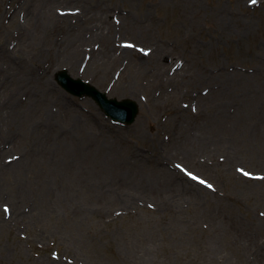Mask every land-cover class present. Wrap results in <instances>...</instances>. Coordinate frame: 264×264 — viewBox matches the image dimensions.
Returning a JSON list of instances; mask_svg holds the SVG:
<instances>
[{"label":"rangeland","instance_id":"1","mask_svg":"<svg viewBox=\"0 0 264 264\" xmlns=\"http://www.w3.org/2000/svg\"><path fill=\"white\" fill-rule=\"evenodd\" d=\"M32 1L25 10V0H0L9 62L33 60L40 75L19 81L0 62V167L20 161L19 176L98 193L50 203L0 171V264H264V0ZM73 40L77 60L52 63ZM63 68L138 102L135 120L115 123L63 90L54 80ZM25 118L42 125L22 129ZM209 137L225 141L213 152L184 145ZM133 166L170 171L160 184L170 188L141 180L121 193Z\"/></svg>","mask_w":264,"mask_h":264},{"label":"bare ground","instance_id":"2","mask_svg":"<svg viewBox=\"0 0 264 264\" xmlns=\"http://www.w3.org/2000/svg\"><path fill=\"white\" fill-rule=\"evenodd\" d=\"M44 1L45 0H37V2H39V4H43ZM32 2H33L32 0H25V2L23 4V8L25 9V6L29 3V7H26V9H25V10H28L31 7V5L33 4ZM110 27H111L110 23H107V22L103 23L102 20H101V22L98 25V29H110ZM78 37L79 36H76V39ZM74 42L75 41L73 40L71 42V45L68 46L65 49V51L63 50L62 53L57 58L52 59V63H54L56 60L65 61V59H71V62H72V60H77V56H79V52L77 51V46L75 47L73 45ZM112 49H113V47H111L110 45L106 46L104 48L103 52H99L95 56V59H94V61L92 63L100 61L102 58L107 57L108 53H110ZM126 49L127 48H125L124 50H126ZM124 52H126V51H124ZM127 52L130 53L129 51H127ZM10 55H12V54L7 52L6 48L4 47V44H0V62L4 61V62L8 63V69L9 70H13V74H14V77H16V80L24 81L25 78H26V74L31 79H35V78L40 77V75L32 73L31 67H32L33 64H31V67L27 66L29 64V63H27L28 61L30 63H35V61L27 60L24 63L18 65L17 68H15L13 66L14 64L12 65V63L9 62L10 61ZM13 55H14V53H13ZM92 63L89 62L90 66L92 65ZM74 66H75V63L72 66V69H74L73 68ZM0 78H1V74H0ZM15 90H16V88L11 91L10 96L14 94ZM5 121H7V118L6 117H2V115L0 113V129H1L2 133H3V129H8L4 125ZM43 121L46 122V125H50V123H51L50 115L49 114H45V116L43 117ZM41 125H42V121H40V120L35 122V121L31 120V119L27 120L25 118L24 120H22L20 122L19 127L22 128V129H25L27 131L32 132L33 129L36 130L38 128V126H41ZM222 139H223V137L218 139V140L215 139V138L209 137L208 140H207V144L208 145H204L202 140H196V139L187 138L186 141L184 142V145H190V147H192V149L194 147H199V149L210 150V152H213V151H216L219 148L220 144H222L225 141V140H222ZM215 140L217 142H220L221 140L222 141L220 143L216 144ZM14 144H15V141L13 140L12 141V145H14ZM3 151H5V149H3V150L0 149V154ZM74 152L75 153H79L78 150H74ZM180 154H181V156L187 157V158H188V155H189V154H187V149L181 150ZM82 155L85 157V154H82ZM23 156L29 158V156H31V154L26 153ZM75 156H76V158H78L77 155H75ZM53 163L57 164L55 161H53ZM15 165L16 166H10L9 165L8 167H0V171H7V170L11 169V171H8V172L12 173L16 177V179H17V184L16 185L18 186L17 190H19L20 193L28 194V193H34L35 191H37L38 193H40V198L42 200L44 199V201H45L46 198L49 196V199H48L49 202L53 203V201H54L55 204L58 203V199L56 198L57 194H58V196L61 199L67 201L70 198L71 195H78L79 194V196H81V197H86V196H88V194H91V192H93V191L98 193V190H95L96 189L95 187L91 191H85L87 186L82 189L81 186L76 181H72L73 182V186L68 187L63 182H59L57 180H53L52 183L46 184V185L41 183V182H39V180L37 178H33V179L29 180V179L23 177L24 174H26V172L21 174V176H19V174H18V171L20 169V161L15 163ZM61 167H65V166H61ZM133 167L136 169V174L132 178H128V176L124 174L119 179L118 187L121 188V193L126 188H130V189L139 188L140 184L138 182H140L141 180L142 181L146 180V182L152 187H159V188H161L163 190H165L166 188H170L169 186H165V184L163 186H160V184H162L164 182V180L161 179V176H164V174L165 175L167 174L169 176V174L171 173L170 171H168L166 169H160L161 173L158 172L157 174L154 173L153 176H148V175L146 176L143 172L138 171L137 167H135V166H133ZM47 168L49 170H53L54 171V168L51 167V166H47ZM66 168L70 169L71 172L75 171L74 166L73 167L67 166ZM43 170H46V169H43ZM63 172L64 173H62V172H60V173L64 175L65 171H63ZM55 177H56V174H55ZM152 177H153V179H152ZM179 180L181 182H187L189 184L192 183L191 185H195L192 181L188 180L184 176H179ZM95 182L97 183V180H95ZM86 184L87 185L89 184L88 180H87ZM199 187H201V186H199ZM0 188H1V186H0ZM175 189L178 190V188H175ZM12 192H14V187L10 188L9 194H12ZM185 192H188V191L186 189H183L182 193H185ZM104 196H106V195H104ZM9 198L12 199L11 197H9ZM7 199H8V197H7ZM40 209H41L40 208V204L38 203L35 206L34 210L37 212ZM0 223L2 224L3 222H0ZM259 253L260 252L257 250V254H259ZM144 255L148 256L147 253H144Z\"/></svg>","mask_w":264,"mask_h":264},{"label":"water","instance_id":"3","mask_svg":"<svg viewBox=\"0 0 264 264\" xmlns=\"http://www.w3.org/2000/svg\"><path fill=\"white\" fill-rule=\"evenodd\" d=\"M62 74L60 73L57 76L58 78L62 77ZM70 89L77 94H89L93 96L104 108L105 112L113 117L114 119L120 118L125 121H131L134 114L137 111L136 104L128 99L122 100L120 102L116 100L108 101L104 98V96L100 93H98L94 88L88 87L87 85L83 84L81 81H77L76 85L72 84H66Z\"/></svg>","mask_w":264,"mask_h":264},{"label":"snow or ice","instance_id":"4","mask_svg":"<svg viewBox=\"0 0 264 264\" xmlns=\"http://www.w3.org/2000/svg\"><path fill=\"white\" fill-rule=\"evenodd\" d=\"M250 3H256V0H250ZM245 175H250V173H247V172H245L244 173ZM189 175H191V173H189ZM201 183H204V181H201ZM209 187H211V185H208Z\"/></svg>","mask_w":264,"mask_h":264}]
</instances>
